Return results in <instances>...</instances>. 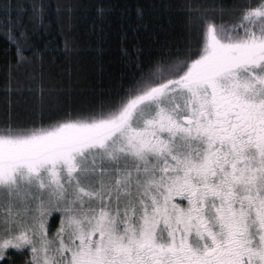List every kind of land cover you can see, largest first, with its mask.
Segmentation results:
<instances>
[{
  "label": "snow or ice",
  "instance_id": "1",
  "mask_svg": "<svg viewBox=\"0 0 264 264\" xmlns=\"http://www.w3.org/2000/svg\"><path fill=\"white\" fill-rule=\"evenodd\" d=\"M160 7L98 87L24 56L50 5L0 0V264H264V0Z\"/></svg>",
  "mask_w": 264,
  "mask_h": 264
},
{
  "label": "trees",
  "instance_id": "2",
  "mask_svg": "<svg viewBox=\"0 0 264 264\" xmlns=\"http://www.w3.org/2000/svg\"><path fill=\"white\" fill-rule=\"evenodd\" d=\"M44 2L50 5L44 25L29 21L27 14L24 16L26 44L30 46L24 50V56L31 59L33 50H38L44 71L54 80L67 83L69 77L75 82L78 77L86 76L96 86L103 87L109 76L120 75L122 48L131 51L138 47L145 57L156 54L149 51L151 36L154 26L167 20L168 13L160 5L169 0H65L74 5L70 22L64 14L57 21L55 8L60 0ZM101 7L107 10L104 18L97 12ZM138 9L142 19L138 17ZM15 59V44L0 31V87L8 65H14ZM31 67L39 71L36 64ZM57 220L58 217L55 224Z\"/></svg>",
  "mask_w": 264,
  "mask_h": 264
},
{
  "label": "rangeland",
  "instance_id": "3",
  "mask_svg": "<svg viewBox=\"0 0 264 264\" xmlns=\"http://www.w3.org/2000/svg\"><path fill=\"white\" fill-rule=\"evenodd\" d=\"M178 200H179V198H177ZM58 222H59V217H58V220H57V224H58Z\"/></svg>",
  "mask_w": 264,
  "mask_h": 264
}]
</instances>
